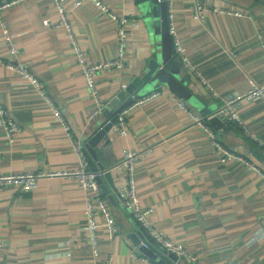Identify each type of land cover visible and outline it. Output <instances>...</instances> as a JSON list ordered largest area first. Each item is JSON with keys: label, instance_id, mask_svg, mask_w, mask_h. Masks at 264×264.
<instances>
[{"label": "crops", "instance_id": "1", "mask_svg": "<svg viewBox=\"0 0 264 264\" xmlns=\"http://www.w3.org/2000/svg\"><path fill=\"white\" fill-rule=\"evenodd\" d=\"M75 1L66 0V7L79 44L93 61L116 57L115 22L94 1L77 6ZM102 1L136 18L127 26L124 66L107 68L96 79L107 108L146 69L155 42L135 0ZM194 1L173 0L180 42L191 63L180 58L188 96L177 95L166 84L149 85L141 96L162 92L129 110L128 133L110 131V141L98 149L99 160L110 168L118 165L125 149L146 150L136 163L138 193L153 207L156 227L197 255L198 261L185 260L188 264H264V159L252 138L264 142V97L238 105L244 126L220 117L225 125L217 128L209 117L230 96L247 92L249 78L264 84V47L258 36L264 28V4L204 0L205 17L198 20ZM220 9H242L251 16ZM2 16L19 51L17 59L30 62L73 138L83 142L106 116L102 111L89 118L98 102L85 82L68 32L55 24L59 14L54 1L26 0L5 9ZM8 56L0 21V104L22 125L11 142L0 124V174L77 168L79 155L62 121L35 85L5 65ZM180 100L193 114L205 117L226 147L256 163L260 171L243 160L222 162L208 131L194 122ZM112 174L114 185L105 176L109 192H102L117 232L110 235L100 213L102 256L112 254L113 264H162L141 252L130 237L132 231L143 229L117 193L123 170L116 166ZM89 192L68 176L44 177L29 191L0 188V264H93L85 217Z\"/></svg>", "mask_w": 264, "mask_h": 264}, {"label": "built area", "instance_id": "2", "mask_svg": "<svg viewBox=\"0 0 264 264\" xmlns=\"http://www.w3.org/2000/svg\"><path fill=\"white\" fill-rule=\"evenodd\" d=\"M26 0H0V21L1 26L5 33V38L9 46V56L5 61V65L12 71L20 74L30 83L35 85L41 92V94L46 98V100L52 105V109L56 117L62 121L65 130L68 132L69 137L72 139L73 148L78 153L80 163L75 169H65V170H52V169H41L37 171H20L0 174V188L6 187H17L20 191L34 190L38 187L39 180L44 177H54V176H68L75 178L86 191H90L86 198V209L85 217L86 224L89 231V240L92 243L93 249V264H113L114 257L112 254L107 256H102L101 246L99 243V226L100 221L98 220V215L102 213L105 216L106 225L109 228L110 235L113 236L117 232V225L115 217L109 207L108 201L105 198L101 185L99 183V178H104L107 172L114 169L116 166L123 170V176H121L119 183L117 184V193L125 204V206L131 211L139 225L144 229L150 236L149 241L159 247L161 250L167 253H175L182 260L194 263L198 261L197 255L192 253L189 248L180 241H176L168 237L165 232L154 224L151 219V214L154 209L152 206H148L143 203L137 188L136 180V163L138 159L146 152V150L138 151L136 149L127 148L123 152V158L118 163V165L110 168H103L95 170L90 167V164L82 151V142L73 138L69 126L63 116L60 108L54 103L53 99L50 97L46 87L42 83L41 79L34 74L30 69V62L18 60V49L14 44L13 35L11 34L7 23L3 19V11L15 4L24 2ZM55 7L58 11V19L56 21L57 26H62L68 32V35L73 44L77 63L81 72L83 73L85 82L87 83L91 93L95 96L98 104L97 107L90 113L89 118L93 119L99 115L106 107L105 103L101 100L98 93L97 87V76L98 74L110 67L121 68L125 64L126 59V43L128 40V24L136 23V18L133 16H128L125 14H119L112 10L107 4L102 0H92L96 5L105 13H107L111 19L115 22L117 26V42L118 51L116 57L108 59L106 61H93L89 54L82 48L79 44L77 36L73 29V23L69 17L70 11L66 7V0H53ZM85 0H76L75 6L80 5ZM264 4V0H256ZM168 7V21H169V31L173 37L176 51L179 53L180 57L184 60L186 64L191 66L190 61L184 54L180 38L178 35V30L176 26L175 13L173 10V0H166ZM206 5L204 0H195L192 7L194 18L202 20L205 17ZM221 12L232 13L238 16L248 15L246 11L242 9L228 10L220 9ZM259 38L262 40V45L264 47V28H261L258 33ZM208 88L211 90L212 95L217 96L218 94L212 89V87L203 79ZM250 88L245 93H237L230 96L224 105L215 113V115H210L212 118L214 116H220L226 121L236 122L238 125L244 126V123L238 113L237 107L244 100H255L264 97V84L258 83L255 80L249 78ZM162 91L160 89L149 92L146 95L139 96L130 105L125 107L118 114L117 120L113 123L111 131L117 134H127L128 133V122L127 114L134 106L139 105L147 100L157 97ZM180 106L187 112H189L194 119L196 124L201 125L208 131L209 136L215 146V148L222 154L221 161L227 162L232 159L243 160L252 168L260 171V167L247 159H245L238 152L226 147L222 141L217 136L214 129L206 122V119L202 115L193 114L190 110L188 104L184 100L179 101ZM0 124L6 131L9 141L13 142L15 133L22 129V125L13 117L9 110H7L2 104H0ZM256 145L261 149H264V142L252 137ZM3 243H0V246ZM149 246L148 243H145Z\"/></svg>", "mask_w": 264, "mask_h": 264}, {"label": "water", "instance_id": "3", "mask_svg": "<svg viewBox=\"0 0 264 264\" xmlns=\"http://www.w3.org/2000/svg\"><path fill=\"white\" fill-rule=\"evenodd\" d=\"M140 6L145 23L150 29L155 42V51L148 62L146 69L132 82L122 89L110 105L103 110L106 120L97 122V126L84 138L82 151L91 167L95 170L106 168L99 160L98 149L110 141L108 136L118 114L130 105L141 93L148 89L149 85L166 84L177 95L187 97L189 90L184 82L182 74L183 66L180 63V55L176 51L173 37L169 31L168 7L166 0H135ZM185 71V70H183ZM112 117V118H109ZM211 123L217 127H224L225 121L220 116L211 118ZM105 139V140H104ZM104 140V141H103ZM264 159V149H260ZM264 163V160H263ZM106 177L114 185L113 174L107 172ZM99 183L105 194L109 189L104 183V178H99ZM144 230V229H143ZM132 231L130 237L144 254L159 259L162 264H188L175 253H167L149 241V234L144 230ZM143 231V232H142ZM148 243L149 246H146Z\"/></svg>", "mask_w": 264, "mask_h": 264}, {"label": "trees", "instance_id": "4", "mask_svg": "<svg viewBox=\"0 0 264 264\" xmlns=\"http://www.w3.org/2000/svg\"><path fill=\"white\" fill-rule=\"evenodd\" d=\"M109 118H112V117H109Z\"/></svg>", "mask_w": 264, "mask_h": 264}]
</instances>
